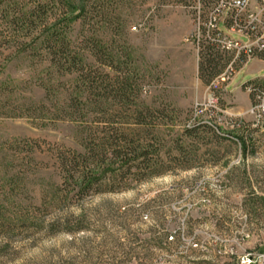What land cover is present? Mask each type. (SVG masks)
Segmentation results:
<instances>
[{"label": "rangeland", "instance_id": "rangeland-1", "mask_svg": "<svg viewBox=\"0 0 264 264\" xmlns=\"http://www.w3.org/2000/svg\"><path fill=\"white\" fill-rule=\"evenodd\" d=\"M214 1L80 0L74 13L53 3L25 23L32 5L4 0L0 264H238L264 253V121L246 113L243 86L233 91L250 61L212 86L223 64L201 72L184 41L198 4Z\"/></svg>", "mask_w": 264, "mask_h": 264}, {"label": "built area", "instance_id": "built-area-1", "mask_svg": "<svg viewBox=\"0 0 264 264\" xmlns=\"http://www.w3.org/2000/svg\"><path fill=\"white\" fill-rule=\"evenodd\" d=\"M220 23L223 24V31L219 28ZM184 41L193 42L197 54H202L205 47H211L226 57L222 73L210 83L220 86L249 60L264 54V0H215L207 11L198 4L193 16V30ZM243 87L251 96L246 113L252 116L254 122H263L264 86L248 82ZM209 102L214 107L216 98L211 97ZM199 107L201 105L196 103L195 114L202 113L204 108ZM238 264H264V253L244 254Z\"/></svg>", "mask_w": 264, "mask_h": 264}, {"label": "trees", "instance_id": "trees-1", "mask_svg": "<svg viewBox=\"0 0 264 264\" xmlns=\"http://www.w3.org/2000/svg\"><path fill=\"white\" fill-rule=\"evenodd\" d=\"M32 6L29 10H25V11H22L20 12V14H18V18L20 21L22 22H28L30 19L33 18V11H35V9H43L44 6L46 5H54L53 3H55V5H61V7L65 6L66 9H68V12L70 13H74L76 11H78L79 9V1L80 0H27ZM5 2L4 0H0V5H3ZM1 7V6H0ZM6 7V6H4ZM10 16H6V20L7 19H10L9 18ZM78 16L77 15H73L71 16V19H76ZM31 23V22H30ZM55 23H52V25H54ZM53 28L51 29H48L45 33H44V39L46 41V43H49L50 41V51H55V47H54V43L55 41H59L58 38L56 37V35H54L55 33V30L53 32ZM57 52H62V48L59 49V51ZM55 53V52H54ZM58 55H62L63 54H58ZM202 57H203V60H202V63L200 64V71L201 72H209V75H211L212 73H214L216 70V67L221 63L223 64V67L226 63V57H223L222 55H220L217 51H215L213 48L211 47H205L204 48V51L202 52ZM260 57H263L264 58V54H262ZM64 58V57H63ZM61 59V58H59ZM67 57H65V61ZM222 67V68H223ZM205 73V74H206ZM248 83V82H247ZM257 84V83H256ZM188 131L190 129H187ZM240 143L243 145V141L241 140ZM76 155H74L75 157L71 160L72 162L69 163V166H70V170H74L76 168L73 169V167L71 165H74V161H77L78 158H81L83 155L81 153H78V152H75ZM73 163V164H71ZM67 173H70L69 171H67ZM73 176V175H71ZM78 180H79V185L80 187L86 189L88 187L91 186V181L87 182V178L85 179V174L84 172H79V176H78Z\"/></svg>", "mask_w": 264, "mask_h": 264}, {"label": "crops", "instance_id": "crops-1", "mask_svg": "<svg viewBox=\"0 0 264 264\" xmlns=\"http://www.w3.org/2000/svg\"><path fill=\"white\" fill-rule=\"evenodd\" d=\"M230 35L232 36L233 34L230 33ZM249 61H250V64L248 65L246 70H247V72L252 73L251 79L246 81V82H244V83H242L241 85H237L236 88L233 91H236L238 88H241L247 82H254V83H257V84L263 83L264 74H259V71L264 69V58L263 57H257V58L251 59ZM223 69H224V67H223ZM223 69L215 77H217L220 73H222ZM232 81H233V79L230 82H228V83H226L224 85V89L226 91H228V92H231L230 91V87H231ZM245 94L250 99V95L247 94V92H245Z\"/></svg>", "mask_w": 264, "mask_h": 264}]
</instances>
